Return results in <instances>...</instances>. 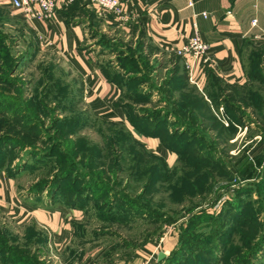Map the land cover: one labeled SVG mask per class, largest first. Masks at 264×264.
Listing matches in <instances>:
<instances>
[{
  "label": "rangeland",
  "instance_id": "rangeland-1",
  "mask_svg": "<svg viewBox=\"0 0 264 264\" xmlns=\"http://www.w3.org/2000/svg\"><path fill=\"white\" fill-rule=\"evenodd\" d=\"M6 21L0 13V172L13 179L18 199L44 204L51 199L74 202L73 196L80 195L84 218L72 230L74 237L93 240L81 244L88 255L118 235L137 248L165 235L173 245L159 264H204L195 247L207 248L214 226L226 241L223 264H256L264 246V40L247 42L240 50L243 82L223 87L228 91L221 106L209 109L208 124L196 130L204 142L189 144L211 159L203 164L190 149L167 164L125 129L87 113L81 77L37 49L34 40L27 43L12 34ZM175 77L182 81V74ZM146 100L139 92L130 101L145 102L138 109L152 115L151 104L167 98ZM250 138L257 141L254 150H249ZM226 199L244 207L240 221L225 215L216 220ZM124 207L133 223L104 215ZM15 225L0 220V241L7 248L26 252L14 244L17 239L42 243L45 238L31 227L18 238L9 228L19 229ZM24 257L28 264H45L28 252Z\"/></svg>",
  "mask_w": 264,
  "mask_h": 264
},
{
  "label": "crops",
  "instance_id": "crops-1",
  "mask_svg": "<svg viewBox=\"0 0 264 264\" xmlns=\"http://www.w3.org/2000/svg\"><path fill=\"white\" fill-rule=\"evenodd\" d=\"M53 2L48 20L25 19L9 0H0V13L6 14L9 21L5 25L12 34L27 43L34 40L37 49L49 52L57 63L81 77L87 113L123 124L146 150L167 164L177 154L163 145L161 136L204 140V134H195L196 130L208 124L209 109L221 106L228 91L223 87L235 88L243 82L240 50L247 42L264 40V0H119L126 13L123 22L101 14L87 0ZM202 12L205 16L201 17ZM194 29L207 42L210 60L192 67L190 82L184 69L188 56H178L173 50L182 46ZM178 73L182 81L175 77ZM164 78V86H149ZM132 91L151 103L161 95L167 98L151 104L158 117L144 122L145 127L139 124L134 128L125 113L128 107H136L133 110L138 114L139 106H147L145 102L135 106L130 101ZM151 128L156 131L145 130ZM254 140L247 142L249 150L256 148ZM14 186L13 179L0 172V220L16 223L19 229L9 228L18 238L28 227L43 232L42 243L17 239L14 244H21L19 248L39 261L44 258L45 264H159L172 249L173 242L165 235L154 245L148 242L138 248L123 243L125 237L118 235L115 242L88 255L81 244L93 240L74 237L72 230L84 218L83 209L53 199L44 204L22 201ZM129 221L134 222L133 218ZM159 251L165 255L157 262ZM212 264H221L219 254L214 253ZM256 264H264V246Z\"/></svg>",
  "mask_w": 264,
  "mask_h": 264
},
{
  "label": "trees",
  "instance_id": "trees-1",
  "mask_svg": "<svg viewBox=\"0 0 264 264\" xmlns=\"http://www.w3.org/2000/svg\"><path fill=\"white\" fill-rule=\"evenodd\" d=\"M134 90L135 89H133V91ZM133 91L131 94V98L134 97ZM137 95H138V93H137ZM142 96H143V98L145 97L144 95H142ZM136 98H138V97H136ZM125 113L127 114L128 121L132 124V126L134 128L138 127L139 124H142L145 127L144 122H146L148 124V121H149L148 119L151 118L152 120H155L156 117H158L156 112H154V114L151 113L152 115H150L149 114L150 111L146 112L145 110L142 111L141 109H140V112L137 114V112L134 111L133 108H131V107H128L126 109ZM110 123L116 124L117 126H119L121 128V130L125 129L124 131L126 132V134L131 135V133L128 131V129L123 124L120 125V124L115 123L113 121H110ZM155 129L151 128V129H145V130H148L147 132H149V133H153L156 131ZM161 138H162L163 145L167 149H169L171 151L173 150L177 154V156H180V154L184 151L188 152L190 149H194V148H191V146L189 145L194 140L204 142V140L196 139V138L188 141L189 136L186 140H183V138L179 139L176 136H169L167 134L162 135ZM135 140L138 143H140L143 147H145L144 144L140 140L139 141L137 139H135ZM144 149L146 150V148H144ZM201 151H203V150H201ZM201 151H197V149L195 151L192 150V153H190V155H192L197 160H198V158H200L202 160L200 162H202L203 164H206V162H207L206 159H208V158L211 159L210 155L207 156L206 154H203V152H201ZM149 154H152L154 157H158L160 160H163L158 155H154L153 153H150V152H149ZM189 164L192 165L191 163H189ZM250 165H252V164H250ZM245 166H246V168L251 169V167H249V165L247 163ZM193 167L195 168L196 171H198L197 164L196 165L193 164ZM79 196L80 195H74L73 196V197H75V199H77L74 202H70L67 199L66 200L63 199L61 202L65 203L66 205H68L70 207L76 206L79 208H85V207H83V204L82 205L78 204L79 200L82 201V198ZM225 201L226 202H225V207L223 209V213L218 214L217 215L218 217H216L217 218L216 220H220V217H223L225 215V216H227L228 219H231L232 221L237 220V219H238L237 221H240V218L243 215L244 207H242V209L240 210L239 202L233 203V202H230L229 199L228 200L226 199ZM230 204H231V206H230ZM232 207H234V208H232ZM110 209H111V207H110ZM128 209H129L128 207H124V208L120 209V211H117L116 213H114V211H113L114 209H112L113 213L112 212L109 213V211H107V213L104 215H109L110 218H113L118 222L126 223V222H128V220H130L132 218L131 216H133L129 213ZM101 210L102 209L99 210L98 214L103 216ZM224 210L227 213H225ZM112 214H113V216H112ZM211 218H213L215 220V216H211ZM211 231L213 233V240L211 239L210 241H208L207 248L203 249V248H200L199 246H197V247H195V250L202 254L198 258L202 259L204 264H212V261L214 259V252L213 251H216L217 254H219V261L221 262V264H223L224 256H225V248L227 247L225 245L226 244L225 243L226 242L225 237L223 239V236L220 235V233H218L219 230L217 231L214 226H212ZM248 244H249V242H248ZM211 248L213 250H210ZM24 254H25L24 251H19V250H17V248H15V249L14 248L11 249L10 247L7 248L4 244V241H0V257H2L4 260L3 264H28L29 262H28L27 258L24 257ZM246 254H247V252L245 253V255ZM165 264H171V262H169V260H168L167 262H165ZM176 264H178V262Z\"/></svg>",
  "mask_w": 264,
  "mask_h": 264
},
{
  "label": "built area",
  "instance_id": "built-area-1",
  "mask_svg": "<svg viewBox=\"0 0 264 264\" xmlns=\"http://www.w3.org/2000/svg\"><path fill=\"white\" fill-rule=\"evenodd\" d=\"M72 0H66L71 2ZM90 4L95 6L101 14L110 16L115 21L123 22L126 20V13L119 3V0H87ZM9 4L12 8L21 12L25 19L34 20H48L51 18L54 11L53 0H9ZM202 16L205 13L202 12ZM255 23V18L250 22L251 26ZM208 44L204 40H201L196 30L189 35L186 42L173 50L178 56H188L189 61L184 64V69L187 71V78L190 82L192 67L195 64H204L210 60Z\"/></svg>",
  "mask_w": 264,
  "mask_h": 264
},
{
  "label": "water",
  "instance_id": "water-1",
  "mask_svg": "<svg viewBox=\"0 0 264 264\" xmlns=\"http://www.w3.org/2000/svg\"><path fill=\"white\" fill-rule=\"evenodd\" d=\"M164 255L165 254L163 252L159 251L156 257V261L159 262L164 257Z\"/></svg>",
  "mask_w": 264,
  "mask_h": 264
}]
</instances>
